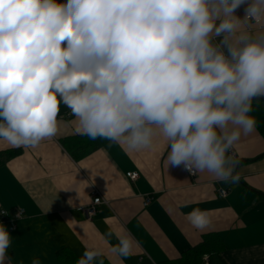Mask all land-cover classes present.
I'll use <instances>...</instances> for the list:
<instances>
[{
    "label": "clouds",
    "instance_id": "clouds-1",
    "mask_svg": "<svg viewBox=\"0 0 264 264\" xmlns=\"http://www.w3.org/2000/svg\"><path fill=\"white\" fill-rule=\"evenodd\" d=\"M262 17L264 0H0V140L55 137L63 104L91 140L136 151L160 133L167 168L238 183L230 152L264 98V32L242 26ZM187 218L209 224L200 208ZM117 240L111 251L128 258L131 238ZM10 246L0 224V264ZM100 257L86 248L75 264Z\"/></svg>",
    "mask_w": 264,
    "mask_h": 264
},
{
    "label": "crops",
    "instance_id": "crops-1",
    "mask_svg": "<svg viewBox=\"0 0 264 264\" xmlns=\"http://www.w3.org/2000/svg\"><path fill=\"white\" fill-rule=\"evenodd\" d=\"M244 8L236 15L242 18ZM242 28L264 32V17L260 25ZM263 104L253 101L255 130L232 148L239 161L235 184L217 181L207 172L191 176L183 166L167 168L166 141L160 133L145 149L130 151L123 144L96 139L95 149L83 154L77 147L88 137L63 104L55 137L26 149L0 140V153L21 149L0 164V211L25 210L14 230L0 213V224L11 234V264H31L33 259L60 264L57 252L63 248L77 257L86 248L99 251L110 264H161L178 259L209 233L220 236L223 249L219 255H205V264H264ZM130 171L138 173L137 179L127 177ZM221 188L228 190L224 198ZM93 189L106 202L88 217L83 207L91 204ZM193 208L207 211L209 224L203 230L187 218ZM117 237L131 238L128 258L111 251Z\"/></svg>",
    "mask_w": 264,
    "mask_h": 264
},
{
    "label": "trees",
    "instance_id": "trees-1",
    "mask_svg": "<svg viewBox=\"0 0 264 264\" xmlns=\"http://www.w3.org/2000/svg\"><path fill=\"white\" fill-rule=\"evenodd\" d=\"M260 131L264 135V104L262 111V120L260 124ZM96 144L93 140L87 138L84 145H80L77 149L82 148L83 154L90 153L95 149ZM21 149H9L0 153V164L5 163L11 157L20 153ZM223 249V242L219 235L214 233H209L204 235L201 242H199L194 247L186 251L181 257L174 260H166L161 264H205L204 256L209 255H219ZM57 257L60 264H75L77 257L70 249L63 248L57 252ZM103 259L104 264H110L105 257H100Z\"/></svg>",
    "mask_w": 264,
    "mask_h": 264
},
{
    "label": "built area",
    "instance_id": "built-area-1",
    "mask_svg": "<svg viewBox=\"0 0 264 264\" xmlns=\"http://www.w3.org/2000/svg\"><path fill=\"white\" fill-rule=\"evenodd\" d=\"M60 2H64V0H60ZM262 19H263V17L261 19L255 21V22H252V23H254L256 25H260L262 22ZM230 154L236 158V153L234 150L231 149ZM186 171L191 176H195L197 174V172H195L193 174L188 170H186ZM127 177L131 180H135L138 177V173L136 171H130L127 173ZM219 195L222 198L226 197L228 195V190L221 188L219 190ZM92 197H93V199H92L91 204L88 205L87 207H83V210L87 214L88 217H91L96 213L98 205L106 202V200L102 197L101 193L97 189H93ZM0 213H1L2 219L9 222L10 230H14V229H16L17 221L23 217L25 210L23 208L18 207L15 209V211L13 213H10V211L7 209H2L0 211ZM205 258H207V257L205 256Z\"/></svg>",
    "mask_w": 264,
    "mask_h": 264
},
{
    "label": "water",
    "instance_id": "water-1",
    "mask_svg": "<svg viewBox=\"0 0 264 264\" xmlns=\"http://www.w3.org/2000/svg\"><path fill=\"white\" fill-rule=\"evenodd\" d=\"M259 100H261V101H263V102H264V98H261V99H259Z\"/></svg>",
    "mask_w": 264,
    "mask_h": 264
}]
</instances>
